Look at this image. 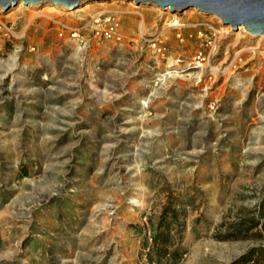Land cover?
<instances>
[{
	"label": "rangeland",
	"instance_id": "1",
	"mask_svg": "<svg viewBox=\"0 0 264 264\" xmlns=\"http://www.w3.org/2000/svg\"><path fill=\"white\" fill-rule=\"evenodd\" d=\"M86 2L0 6V264H232L264 247V36L194 7ZM99 10L121 41L56 34L51 17ZM171 199L181 254L150 261Z\"/></svg>",
	"mask_w": 264,
	"mask_h": 264
},
{
	"label": "water",
	"instance_id": "2",
	"mask_svg": "<svg viewBox=\"0 0 264 264\" xmlns=\"http://www.w3.org/2000/svg\"><path fill=\"white\" fill-rule=\"evenodd\" d=\"M20 0H0V6L9 9ZM23 4L46 2L65 7H77L87 0H21ZM137 4H154L172 11H183L191 7L221 18L225 25L234 29L243 25L251 35L264 36V0H133Z\"/></svg>",
	"mask_w": 264,
	"mask_h": 264
},
{
	"label": "built area",
	"instance_id": "3",
	"mask_svg": "<svg viewBox=\"0 0 264 264\" xmlns=\"http://www.w3.org/2000/svg\"><path fill=\"white\" fill-rule=\"evenodd\" d=\"M178 22H177V21ZM56 34L60 38H69L76 42L78 46H88L90 43H98L100 41H121L122 32L120 29L119 16L113 11L99 10L90 17L88 23L84 26H70L67 21L58 17H51ZM177 22L179 25H170L180 27L183 24L176 18L169 21L168 24ZM0 28L8 30L7 26L0 21ZM86 28L87 33L82 31ZM143 42L150 47L156 55L164 56L166 48L157 38L143 37ZM210 44V43H208ZM195 57L203 59V51L199 50Z\"/></svg>",
	"mask_w": 264,
	"mask_h": 264
},
{
	"label": "trees",
	"instance_id": "4",
	"mask_svg": "<svg viewBox=\"0 0 264 264\" xmlns=\"http://www.w3.org/2000/svg\"><path fill=\"white\" fill-rule=\"evenodd\" d=\"M175 202L176 201L173 199L169 200L162 209L158 230L155 235L152 236L151 244L148 245V256L150 261L155 258L157 262H160L165 258L167 261L173 260L175 262L181 254L178 248L171 249L175 234H179V239H181V232L184 228V221L180 219L181 210L183 209L179 210L173 208L172 206L177 204ZM257 252H259L263 259H255V264H264V247L251 248L232 264L249 263L254 260Z\"/></svg>",
	"mask_w": 264,
	"mask_h": 264
},
{
	"label": "bare ground",
	"instance_id": "5",
	"mask_svg": "<svg viewBox=\"0 0 264 264\" xmlns=\"http://www.w3.org/2000/svg\"><path fill=\"white\" fill-rule=\"evenodd\" d=\"M18 3H22V1L20 0ZM87 2H84V4H86ZM48 4V3H47ZM52 4V3H51ZM29 5H33V6H36V5H38V4H29ZM52 5H54V6H62V7H64V8H66V9H73V8H76V7H65V6H63V5H60V4H52ZM80 6V5H79ZM79 6H77V7H79ZM48 7V6H47ZM53 7V6H49V8L48 9H51V8ZM88 8V6L87 5H85L84 7H82L81 9H80V11L82 10H85V9H87ZM162 9H166V10H171V8H169V7H166V8H162ZM169 10V11H170ZM172 11V10H171ZM177 21V20H176ZM178 22V21H177ZM177 22H175V23H172V24H169V25H179Z\"/></svg>",
	"mask_w": 264,
	"mask_h": 264
}]
</instances>
